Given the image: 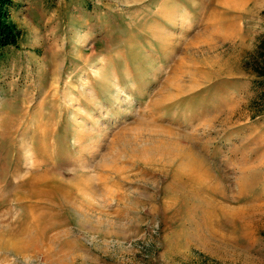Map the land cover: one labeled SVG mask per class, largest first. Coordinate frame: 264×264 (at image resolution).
I'll return each instance as SVG.
<instances>
[{
	"label": "rangeland",
	"instance_id": "obj_1",
	"mask_svg": "<svg viewBox=\"0 0 264 264\" xmlns=\"http://www.w3.org/2000/svg\"><path fill=\"white\" fill-rule=\"evenodd\" d=\"M0 43V264H264V0H0Z\"/></svg>",
	"mask_w": 264,
	"mask_h": 264
},
{
	"label": "trees",
	"instance_id": "obj_2",
	"mask_svg": "<svg viewBox=\"0 0 264 264\" xmlns=\"http://www.w3.org/2000/svg\"><path fill=\"white\" fill-rule=\"evenodd\" d=\"M0 44H2V43H0ZM263 76V75H262Z\"/></svg>",
	"mask_w": 264,
	"mask_h": 264
}]
</instances>
